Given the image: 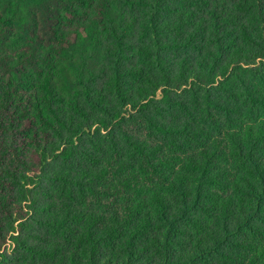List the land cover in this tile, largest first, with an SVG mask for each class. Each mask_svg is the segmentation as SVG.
Instances as JSON below:
<instances>
[{
	"label": "trees",
	"instance_id": "1",
	"mask_svg": "<svg viewBox=\"0 0 264 264\" xmlns=\"http://www.w3.org/2000/svg\"><path fill=\"white\" fill-rule=\"evenodd\" d=\"M8 2L0 264H264V0Z\"/></svg>",
	"mask_w": 264,
	"mask_h": 264
},
{
	"label": "rangeland",
	"instance_id": "2",
	"mask_svg": "<svg viewBox=\"0 0 264 264\" xmlns=\"http://www.w3.org/2000/svg\"><path fill=\"white\" fill-rule=\"evenodd\" d=\"M8 3H9L8 0H0V17L2 18L0 27H3L6 31H10L8 35H12V34L16 35L20 32L27 35L26 32L28 30H30L31 32V29H24L23 32L21 31V24L19 22L20 21L19 11L15 12L12 8L7 7ZM35 12L37 13V21L39 22L38 25L42 27L43 20L40 17L41 11L35 10ZM41 29H39V35L41 33ZM30 36H33V34ZM7 249L9 254L13 255L14 247L10 243L8 244Z\"/></svg>",
	"mask_w": 264,
	"mask_h": 264
}]
</instances>
